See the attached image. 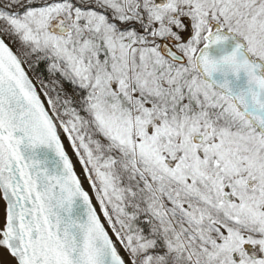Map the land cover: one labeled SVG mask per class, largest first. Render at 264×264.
<instances>
[{
  "label": "snow or ice",
  "instance_id": "snow-or-ice-1",
  "mask_svg": "<svg viewBox=\"0 0 264 264\" xmlns=\"http://www.w3.org/2000/svg\"><path fill=\"white\" fill-rule=\"evenodd\" d=\"M0 264H264V0H0Z\"/></svg>",
  "mask_w": 264,
  "mask_h": 264
}]
</instances>
